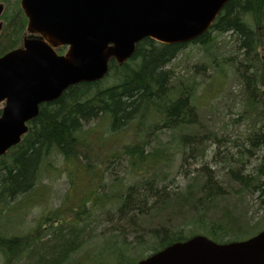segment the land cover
<instances>
[{"label": "trees", "instance_id": "obj_1", "mask_svg": "<svg viewBox=\"0 0 264 264\" xmlns=\"http://www.w3.org/2000/svg\"><path fill=\"white\" fill-rule=\"evenodd\" d=\"M17 1L0 0L5 6L0 56L20 47L25 34L26 19ZM211 33H230L235 42L242 58L235 63L242 97L246 106L263 110L249 116L253 129H262L256 140L262 147L264 0L229 1L209 31L191 44H207ZM184 47L144 39L122 65L111 60L101 81L72 86L58 100L40 106L20 143L0 157V264H123L198 234L224 244L264 231V218L252 224L248 216L252 202L257 213H264V169L258 166L249 176L236 168L241 158L253 156L250 148L255 145L248 146L250 139L243 140L245 145L233 143L238 150L235 160L225 157L224 192L216 186L222 180L212 183L218 175L206 166L194 173L185 170V183L179 188L164 174L173 156L179 155L180 169L185 168L198 163L206 144L209 148L220 144L214 133L199 124L191 92L194 84L179 81L167 68ZM175 133L180 136L179 149L173 154ZM96 134L100 140L113 137L108 153H97L103 142L98 143ZM57 158L69 172L70 188L79 171L94 182L100 174V186L89 189L70 208L65 206L68 188L61 203L65 207L41 212L27 231L25 218L44 203L38 190ZM258 160L262 163L264 157ZM112 166H123L128 186L123 179H113ZM103 173L111 180L109 185L103 184ZM160 229H164L162 236L157 235ZM82 250V257L72 259Z\"/></svg>", "mask_w": 264, "mask_h": 264}, {"label": "water", "instance_id": "obj_2", "mask_svg": "<svg viewBox=\"0 0 264 264\" xmlns=\"http://www.w3.org/2000/svg\"><path fill=\"white\" fill-rule=\"evenodd\" d=\"M229 1L21 0L26 31L38 38L0 56V157L20 143L41 105L72 86L101 81L110 60L122 65L144 39L164 45L199 39ZM60 47L67 51L59 56ZM135 264H264V232L226 244L196 235Z\"/></svg>", "mask_w": 264, "mask_h": 264}, {"label": "rangeland", "instance_id": "obj_3", "mask_svg": "<svg viewBox=\"0 0 264 264\" xmlns=\"http://www.w3.org/2000/svg\"><path fill=\"white\" fill-rule=\"evenodd\" d=\"M17 2L19 6L20 0ZM209 37L210 40L205 45H186L179 52L178 56L169 63L167 68L173 71L175 78H178L179 81L185 82L188 80L189 83L187 84H194V89L191 92L199 114V124H202L205 129L214 133L220 144L219 148L211 145V148H209L208 144H206L205 146L207 147L206 149L208 153L205 155L207 151L204 152L203 160L200 162L197 160V164H195L194 162L196 161H194L193 164H190V166H186L185 168L183 167L180 169V156H173V164L170 168L164 170L167 179L174 180L173 187H183L185 183V170L187 173H194L195 170L203 166H206L208 167L207 169H209L213 165V161H217V159L214 158V154L217 150L223 154L224 159L222 158V160H219L216 166L211 167V170L215 171V175H219V179L226 183L227 180L223 177L225 169L227 168L225 157L227 156L228 159L231 157L233 160L236 159L235 153H237L238 150L233 146L239 144L245 145V143H243L245 141L244 139L249 136L250 131L253 129V120L249 116H253V114L257 112H263L259 107L251 108L248 104L246 106L244 97H242L243 88L235 74V63H239L242 58L240 54L236 52V45L233 38L230 36V33H211ZM260 53L262 54L263 51ZM182 87L186 86L182 84ZM262 103L264 105V101H262ZM165 136L167 137L168 134ZM165 136L163 137L165 138ZM95 137L98 139L97 134ZM174 137L176 138V141L171 143L174 148L171 150L173 154L179 149L177 143L180 136L178 133H175ZM112 139V136H110L108 140L98 139V143L103 142V147L100 148L97 153H108V145ZM118 144H120V142ZM94 151H92V153H94ZM263 155L264 152H261L258 159H261ZM241 159V164L250 162L251 165L249 167L254 166L258 161L256 160V153H254L249 159L246 157ZM230 167L233 169L235 166ZM113 169L115 170L113 171ZM111 170L108 171H111L113 179H123L122 181L124 182V185H129L130 180L123 174V166L117 168L112 166ZM218 171H220V174ZM68 174L69 172L65 171V167L63 168L61 160L57 158L56 161L53 162L51 172H46V177H44L42 181L44 186L38 190L45 198L43 201L44 203L41 206L37 205L36 208H32L25 218L24 224L28 228L27 231L34 227L36 222L41 218L43 215L41 212L47 214L51 211L53 212L57 210L60 206L61 208L65 206L70 208L76 201H79L85 196L89 189L93 188L95 185L100 186V174H96L95 178L97 182H94L91 181L85 173L79 171L76 178L73 179L75 182L74 186L70 188ZM104 174L105 173H103V176ZM244 175H246V172H244ZM185 176L187 177V175ZM104 177L105 182L103 184L109 185L111 180H106V175ZM100 180H102V175ZM124 188L125 187L123 186L122 189ZM67 189L69 191L67 196L68 200L64 206V204L61 205V203L64 200ZM228 195L231 196L233 193H229ZM248 200L249 197H247V201ZM252 205V209L248 216L252 219V224H255L264 218V213L262 211L258 213L256 212L255 202H252ZM98 219L101 220V218ZM6 225L10 226L12 225V222L6 223ZM94 226H96V223H94ZM104 226L102 225L100 227L102 228ZM96 231L99 232V228ZM79 256H83V250L74 255L72 259H76ZM137 259L138 256H133L131 258L132 261L129 260V262L128 260H125L123 264L135 263ZM113 261H115V258L112 262Z\"/></svg>", "mask_w": 264, "mask_h": 264}, {"label": "bare ground", "instance_id": "obj_4", "mask_svg": "<svg viewBox=\"0 0 264 264\" xmlns=\"http://www.w3.org/2000/svg\"><path fill=\"white\" fill-rule=\"evenodd\" d=\"M259 127L257 126V127H255L254 129H252L251 131H250V134H249V136L246 138V139H250L249 140V142L247 143L248 144V146L249 147H251V146H253V145H255L253 148L251 147L250 149V152H251V154L253 155L254 153H256V155H257V159L256 160H258V158H259V155L261 154V152H264V146H262L261 147V145H258V144H261V143H259L258 141H256L258 138H259V134L261 135L262 133V129L260 130V132H257V129H258ZM263 135V134H262ZM260 140H262L261 138H260ZM262 142H263V140H262ZM258 146H260L261 147V150L260 151H258ZM218 152H216L215 154H214V157H216L217 158V161L212 165V166H216V164L219 162V160H222V158H223V154L219 151V150H217ZM207 153H208V151L205 153V155H207ZM222 155V156H221ZM204 156V155H203ZM203 156H202V158L200 157V158H198V160H199V162L200 161H202L203 160ZM262 157H264V155L262 156ZM224 159V158H223ZM260 160H258L257 161V163H255L254 164V166H251V167H249L251 164H250V162H248V163H246V164H240L239 166H237L236 168H239V169H241L242 170V172H246V174L247 175H249V176H251L253 173H254V170L258 167V166H260L261 168H263L264 169V162H262V163H260L259 162ZM203 163V162H202ZM260 163V164H259ZM205 164V163H204ZM211 166V167H212ZM209 168V169H212V168ZM206 168H208V167H206ZM212 179V183L215 181H218L219 180V175L218 176H214L213 178H211ZM214 180V181H213ZM219 182H220V180H219ZM225 183L223 182V184L222 185H216V186H219V187H221L222 189H223V192L225 191ZM158 234V236H162V234L164 233V229H160L158 232H157ZM131 240V239H130Z\"/></svg>", "mask_w": 264, "mask_h": 264}, {"label": "flooded vegetation", "instance_id": "obj_5", "mask_svg": "<svg viewBox=\"0 0 264 264\" xmlns=\"http://www.w3.org/2000/svg\"><path fill=\"white\" fill-rule=\"evenodd\" d=\"M20 4V3H19ZM0 22H1V24H2V26H3V20H2V18L0 17ZM26 24H27V20H26ZM28 39V38H38V36L37 35H33V36H31V35H29V34H27L26 32H25V34L23 35V38H22V41H23V39ZM61 50V49H60ZM65 50H66V48H65ZM65 52V51H64ZM61 55V54H60Z\"/></svg>", "mask_w": 264, "mask_h": 264}]
</instances>
